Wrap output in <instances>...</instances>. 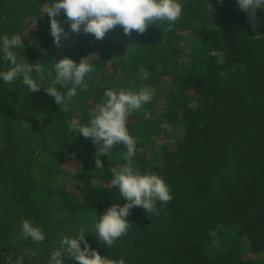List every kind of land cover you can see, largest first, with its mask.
<instances>
[{"label":"trees","instance_id":"16d2710c","mask_svg":"<svg viewBox=\"0 0 264 264\" xmlns=\"http://www.w3.org/2000/svg\"><path fill=\"white\" fill-rule=\"evenodd\" d=\"M55 2L0 0V73L13 67L4 59L5 36L22 40L21 46L10 48L18 63L44 68L43 75L33 68L32 78L41 86L38 92H31L22 76L10 83L0 76V183L11 186L21 221L39 227L45 236L39 243L24 239L21 225L17 244L11 240L12 230L3 227L0 264H7L9 256L13 262L22 256L23 264H49L60 248L44 194L59 197L64 213L83 219L99 220L112 205L126 203L110 184L111 169L119 170L127 162L123 144L113 147L120 151L119 164L104 169L94 164L76 177L77 192L41 183L35 160L46 152H53L57 161L81 156L82 139L69 125L87 124L96 105L106 99L107 89L153 90L152 101L133 111L140 113L154 109L166 81L170 89L165 115L156 124L182 123L184 136L176 147L165 146L161 162L154 163L137 152V120L127 129L136 141L134 168L162 177L173 199L156 203L159 215L134 207L127 217L132 225L128 234L111 247L93 232L85 234L88 245L125 264H260L243 252L247 248L253 254L264 253V9H257L253 19L239 8L238 0H221L217 14L210 5L219 0H178L182 17L171 31L166 21L131 36L116 26L103 40L83 33L78 49L71 51L52 48L45 38L41 45L27 41L32 19L50 20L45 12ZM212 51L225 54L222 65ZM63 57L77 64L85 58L95 69L85 77L87 90L77 88L67 112L46 92L56 76L54 65ZM141 68L149 72L147 79L141 78ZM57 88L66 94L67 88ZM34 125L40 130L32 133ZM62 260L79 264L67 253Z\"/></svg>","mask_w":264,"mask_h":264},{"label":"clouds","instance_id":"9594fccd","mask_svg":"<svg viewBox=\"0 0 264 264\" xmlns=\"http://www.w3.org/2000/svg\"><path fill=\"white\" fill-rule=\"evenodd\" d=\"M239 8L255 18L257 9H264V0H238ZM61 10L64 11L70 29L74 33L83 31L85 34H92L97 40H103L109 30L121 26L126 36H131L135 31L143 34L148 26L158 21L168 22V31L181 19L183 6L178 0H56L46 12L50 17V33L54 39V44L60 47L61 40L68 38V33L61 26V22L56 19ZM255 25L253 28L255 29ZM255 38H261L258 33ZM4 59L10 61L13 67L7 72L0 73L6 83L13 82L18 76L23 77V84L31 92H38L41 88L32 78L33 68L35 72L43 75L44 68L36 63H18L16 56L10 51L12 47L21 46L22 40L19 36L9 39L3 37ZM211 56L217 58V63H224L223 52L212 51ZM56 72L55 79L50 87H46L49 96L54 97L55 102L67 112L68 104L77 95V88L87 90L85 77L93 72L94 67L85 61V58L77 64L69 57L59 59L54 65ZM141 78L147 79L149 72L140 69ZM226 75V73H221ZM71 83L72 87L68 88ZM57 85L67 88L66 94L58 90ZM106 99L97 104L93 109V114L89 117L87 124L77 122L70 124V131L81 134L84 138H90L96 145L95 168H103L100 160L101 155L108 154L109 150L117 144H123L127 148L125 156L126 163L117 170L112 168L113 178L111 186L118 188L119 194L126 200L123 206L114 204L99 218V222L94 225L97 238L105 246L111 247L113 243L128 234L131 224L127 220L134 207H141L146 212L159 215L156 203L167 204L173 199L169 187L164 179L155 173L138 172L132 163L135 152L136 141L129 135L127 129L128 117L133 111L142 109L143 105L150 103L154 96L151 89H140L138 92L125 91L120 89L114 91L107 89L104 92ZM86 229H80L77 238L64 236L60 241V248L55 250L50 258L49 264H63L64 253L78 261L79 264H125L123 259L113 260L90 248L85 234ZM21 236L24 239L31 238L34 242H42L45 239L44 233L39 227H34L29 221L24 220L21 226ZM81 241L84 247L81 248ZM215 243V242H214ZM36 255L35 252L32 253ZM7 264H23V257L16 261L11 257L7 258Z\"/></svg>","mask_w":264,"mask_h":264},{"label":"rangeland","instance_id":"374dc122","mask_svg":"<svg viewBox=\"0 0 264 264\" xmlns=\"http://www.w3.org/2000/svg\"><path fill=\"white\" fill-rule=\"evenodd\" d=\"M220 2L210 5L212 13L217 14V9L220 7ZM61 22V26L65 32L68 33V38L61 40L60 46L68 47L71 51L78 49L81 41L83 40V31L80 33H74L70 29V23L67 22L65 13L62 11L56 17ZM31 29L32 31L27 36V41L35 45H41V39H47L50 41V47L54 48V39L50 33V20L43 19L39 22L34 18L32 19ZM18 61V60H17ZM21 63V62H19ZM170 89V85L166 82L161 84V88L158 90V101L152 110H143L140 113H132L128 117L127 127L133 126V123L137 120L138 127L136 130L137 140L140 143V147L137 152L146 155L154 163H160L162 159V151L165 146L170 149L176 147L177 143L184 136V127L181 122L177 124H163L158 126L156 124L157 119L162 118L165 115L166 110V92ZM145 113V114H144ZM40 130V127L34 125L29 129L30 132ZM75 133V132H74ZM80 141L79 147L82 150V155H69L68 157L60 158L58 161L55 159L53 152H46L45 155L37 157L38 170L35 175L39 178L40 182H46L51 184L57 189H69L72 191H78V187L75 185L74 180L82 173L87 172L91 165L95 164L96 160V145L93 144L90 138H84L81 134L75 133ZM100 160L103 163V168L119 164L120 151L111 148L106 155H101ZM86 160L89 163H85ZM121 162V161H120ZM53 163V164H52ZM43 198L46 200V212L52 217V222L55 226V234L59 241L64 236L70 238H76L79 235V231L82 227L86 229V232L95 233L94 225L99 222L95 218H77L71 214L64 213L62 211V203L60 198L50 197L48 194H44ZM50 213V214H49ZM51 219V218H50ZM22 225V221L19 218L15 200L12 194L11 186L0 183V229L3 227H9L12 230L11 240L15 242L18 239L17 227ZM13 228V229H12ZM16 228V229H15ZM20 240V239H19ZM17 240V244L21 241ZM245 258H254L260 264H264V253L253 254L250 253L247 248L244 249Z\"/></svg>","mask_w":264,"mask_h":264}]
</instances>
